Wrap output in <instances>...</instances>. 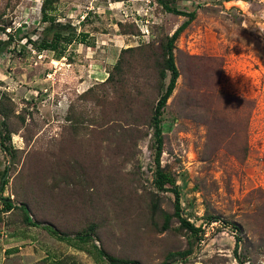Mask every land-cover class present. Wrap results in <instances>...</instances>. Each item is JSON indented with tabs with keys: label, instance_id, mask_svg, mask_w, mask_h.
<instances>
[{
	"label": "rangeland",
	"instance_id": "rangeland-1",
	"mask_svg": "<svg viewBox=\"0 0 264 264\" xmlns=\"http://www.w3.org/2000/svg\"><path fill=\"white\" fill-rule=\"evenodd\" d=\"M44 2L0 0V264H264V0ZM165 6L195 13L160 156L195 234L153 182Z\"/></svg>",
	"mask_w": 264,
	"mask_h": 264
},
{
	"label": "trees",
	"instance_id": "trees-1",
	"mask_svg": "<svg viewBox=\"0 0 264 264\" xmlns=\"http://www.w3.org/2000/svg\"><path fill=\"white\" fill-rule=\"evenodd\" d=\"M57 0H45L44 2V8L48 6H52ZM165 10L170 13L174 14L177 16H183L186 17L187 20L184 21L170 36H166L165 39L163 40L164 42L162 43V62L161 64V69L159 70V76L162 80H165L167 78V75L169 74V82L167 84L165 92L160 96L158 99L156 106L153 110V115L151 119V126L153 129V137L155 140L156 144V152H155V163H156V169L154 172V186L160 190H166L168 192H171L174 197H175V216L179 220V223L187 229L189 232L195 234L197 233L198 229H196L192 224H190L188 221H186L183 217L180 215V202H179V192L175 186V179L173 176H171L169 173L165 172L161 165H160V156L162 152V146H163V138H162V131H161V115L163 112V109L166 105L167 100L171 96L173 90L175 89L176 81L179 77L178 69L175 65V60H174V55L173 51L175 48V42L180 36V34L189 26V24L194 20L195 18V13H183L181 11H178L176 8H172L170 6H165ZM47 47V46H45ZM5 146V149L7 152H9V148ZM4 185V183L2 184ZM6 208L8 210L12 209L13 205L10 203L9 200L6 201ZM21 209H23L25 212H28V209L26 206L23 204L21 206ZM167 219V218H166ZM24 223L27 225H32V226H38L39 223L32 222L31 217L25 216L24 218ZM43 229L49 232L50 234L57 236L60 240H65L67 239V235L61 233L60 231L54 229L53 227L50 226H43ZM78 237H83V236H78ZM86 237H88L86 235ZM238 242L239 239L237 238L235 240V254L238 249ZM98 255L103 257L105 259V262L107 264H136L132 261L129 260H122V259H117L112 256H108L103 250H97ZM236 258V257H235ZM237 259V258H236ZM239 264L241 263L237 259ZM167 264V263H164Z\"/></svg>",
	"mask_w": 264,
	"mask_h": 264
}]
</instances>
